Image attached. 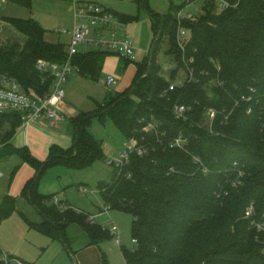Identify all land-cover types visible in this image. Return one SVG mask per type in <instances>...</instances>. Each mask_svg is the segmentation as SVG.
Masks as SVG:
<instances>
[{
	"label": "trees",
	"instance_id": "1",
	"mask_svg": "<svg viewBox=\"0 0 264 264\" xmlns=\"http://www.w3.org/2000/svg\"><path fill=\"white\" fill-rule=\"evenodd\" d=\"M11 1L25 6L31 2ZM131 1L148 12L157 33L150 48L152 60L137 66L131 86L107 92L105 108L95 114L102 120L108 117L124 137L154 147L145 156L131 154L120 172L113 167L110 182L96 185L109 209L131 215V237L137 244L120 248L125 264H264V0H239L218 14L207 0L206 13L196 22H181L190 34L184 51L176 39L175 10L169 7L162 15L148 0ZM114 13L129 22L126 15ZM9 21L24 40L0 45V71L37 89L41 83L34 67L37 59L63 62L66 46L47 41L33 18ZM164 41L176 63L167 79L156 62ZM107 53L89 49L71 60L79 67L78 75L97 81ZM180 67L187 72L185 80L168 90ZM189 68L194 77L190 80ZM174 103L189 107L185 119L175 118ZM211 107L216 115L210 131L204 112ZM92 117H71V146L51 144L42 161L26 146L11 143L20 125L18 113L0 112V156L15 154L35 169L21 190L41 215L40 221L30 224L47 237L62 240L71 255L99 246L110 232L89 212L54 203L55 194L40 193L37 183L50 163L79 169L95 160L106 161L102 141L90 132ZM139 117L158 123L163 133L159 142L142 130ZM179 134L187 138L188 151L168 146ZM250 205L252 213L246 217ZM13 210L14 198L3 196L0 222ZM71 226L78 227L80 235L70 234ZM100 264H106L104 254Z\"/></svg>",
	"mask_w": 264,
	"mask_h": 264
},
{
	"label": "rangeland",
	"instance_id": "2",
	"mask_svg": "<svg viewBox=\"0 0 264 264\" xmlns=\"http://www.w3.org/2000/svg\"><path fill=\"white\" fill-rule=\"evenodd\" d=\"M102 1L114 11L128 17L126 18L129 21L126 31L135 45L134 54L128 60H124L120 54L107 53L97 81L78 74L71 75L65 85V99L68 105L76 111L74 116L89 118L94 115L91 118L90 132L102 141L106 161L95 160L87 167L79 169L69 168L62 163H50L39 178L37 190L43 194L59 195L62 204L69 202L76 208L89 211L95 216V221L107 230L115 224L119 227V242L116 236L110 233V238L101 242L99 247L92 250L84 249L71 255L62 240L47 238L45 234L31 226L30 222L40 221L41 215L33 207L29 198L21 194L16 201L14 200V210L0 222V247L5 252L17 254L33 264H93L98 261L97 264H100L102 254H104L106 264H125L120 248L122 246L132 247L135 244L132 242L130 231L131 215L116 209L108 208L104 211L106 205L96 190L98 182L112 180L114 169L111 160L122 150L126 137L108 117L102 120L95 114H100L105 108L103 99L107 92H121L131 86L137 66L141 63L145 65L148 63V54L157 33L151 26L150 15L144 9L139 8L136 1ZM194 1H196L195 5L202 3V0H148V3L153 10L165 15L169 7L177 11L185 3ZM20 4L11 0L0 1V45L7 41L21 43L24 40V35L9 23V19L15 17L33 18L44 29L47 41L60 42L68 46V33L58 31L69 28L72 24V16L66 0H31L29 6ZM165 42L162 43L157 53L156 62L160 67L159 73L167 79L176 63L174 57L166 53ZM186 73L180 67L176 71V76L183 77ZM109 76L113 77L114 81L106 84ZM62 129L64 128L61 126ZM71 130V134L67 130L61 133L65 135L66 140L63 148H68L72 144L73 128ZM47 156L48 150L42 154L40 159L44 161ZM25 168H31L29 169L31 176L36 174L31 164L22 161L17 155L0 156V198L2 192L6 191L9 181L11 179L13 181L16 176L20 177L21 171ZM13 170H15L14 173H12ZM25 182L26 180L23 185ZM79 185H82L84 189L80 190ZM69 232L72 235H80L76 226H71ZM75 243H72L73 248Z\"/></svg>",
	"mask_w": 264,
	"mask_h": 264
},
{
	"label": "built area",
	"instance_id": "3",
	"mask_svg": "<svg viewBox=\"0 0 264 264\" xmlns=\"http://www.w3.org/2000/svg\"><path fill=\"white\" fill-rule=\"evenodd\" d=\"M3 1V0H0ZM7 1V0H5ZM69 5L72 16V24L68 30L65 28L58 30L59 32L68 33L69 41L66 46L67 58L63 62L49 61L46 59H37L35 69L40 75V86L36 88L32 86H24L20 81L10 76L8 73L0 71V112H16L19 115L20 125L24 126L36 120H52L64 121L66 112L65 105V85L73 74H78L79 67L71 60L72 55L79 51L89 49L104 50L109 53L120 54L125 58H130L134 54L135 45L130 34L126 31L127 23L119 19L114 10L108 7L102 0H66ZM187 1V0H186ZM213 5L215 13H220L225 9L237 6L239 0H208ZM206 2L202 0L200 5L194 2H187L179 10L175 12L177 20V43L180 48L185 50L184 46L189 40V33L181 26L183 20L196 22L202 15L206 13ZM81 47V48H80ZM193 59L190 58L189 61ZM217 63V62H216ZM219 69V64H215ZM186 76V75H185ZM185 76L175 77L169 82L168 90H173L176 86L183 83ZM192 69L189 68V80L193 79ZM113 77L106 79V84L113 82ZM48 83V86L45 85ZM217 83L221 84V81ZM188 106L184 104L174 103L172 112L177 119H185ZM215 109L213 107L205 109L204 122L211 131L212 122L215 118ZM142 124V130L147 133H153L157 142L161 140L163 134L159 130V125L154 120H146L144 117L137 118ZM126 142L115 158L111 160L113 167L120 172L123 165L129 161L131 154L145 156L149 154L150 147L139 138L127 137ZM187 138L182 134L172 137L168 146L188 151ZM194 161L200 159L193 154ZM129 175V174H128ZM84 187L81 188L83 190ZM59 195L52 196L51 200L59 206L61 203ZM253 206L250 205L245 210V216L248 217L252 213ZM108 210L106 205L104 211ZM90 218L95 217L90 214ZM257 228H261L260 223H255ZM119 227L113 224L108 231L115 235L119 242ZM136 243V239H132ZM0 264H27L25 260L19 256L5 252L0 249Z\"/></svg>",
	"mask_w": 264,
	"mask_h": 264
},
{
	"label": "crops",
	"instance_id": "4",
	"mask_svg": "<svg viewBox=\"0 0 264 264\" xmlns=\"http://www.w3.org/2000/svg\"><path fill=\"white\" fill-rule=\"evenodd\" d=\"M65 101H66L65 102L66 106H64V110L66 112V118L64 119V121H52V120L42 119L39 121L36 120L35 122H30L24 126H18L15 129V132L11 138V143L14 146L20 147V148L22 146H26L28 149H30L32 151L31 153L38 159H40L42 154L46 150L49 149L51 144H57V145L63 147V144L66 142V140L64 139L65 135L61 134V133L63 132V130L65 132L67 130V132H70V134H71L72 125L70 122V118L73 117L74 114L76 113V111L68 105L66 99H65ZM61 126L64 129L61 130ZM12 155H15V154H12ZM9 156L10 155H8L7 157H9ZM4 159H7V158H4ZM29 169H31V168H29ZM29 169L25 168L24 170L21 171L20 177L16 176V177H14L13 181H12V179H11V181H9V184L6 188V191L2 192L3 194L1 195L0 201L3 199V196H5V195H10L12 198H14L15 201L18 198V196H21L20 189H22L24 181L27 180V178L31 176ZM80 186L81 187H83V186L82 185L78 186V188L81 190ZM80 194H83V193H80ZM62 199H64V198L62 197ZM65 200L68 202V200L66 198H65ZM68 204L73 206L69 202H68ZM73 207L76 208L75 206H73ZM76 209L83 210V209H79V208H76ZM87 212H89V211H87ZM95 247H99V246L90 245L87 247H83V248H80L79 250H77L75 252V254L81 250H84V249H87V250L95 249ZM0 249H1V247H0ZM25 262H27V264H33L32 262H30L28 260H25ZM98 262L93 263V264H97Z\"/></svg>",
	"mask_w": 264,
	"mask_h": 264
},
{
	"label": "water",
	"instance_id": "5",
	"mask_svg": "<svg viewBox=\"0 0 264 264\" xmlns=\"http://www.w3.org/2000/svg\"><path fill=\"white\" fill-rule=\"evenodd\" d=\"M148 60H149V62H151V60H152V52L150 51V53H149V55H148ZM41 169V168H40ZM38 174V173H37Z\"/></svg>",
	"mask_w": 264,
	"mask_h": 264
}]
</instances>
